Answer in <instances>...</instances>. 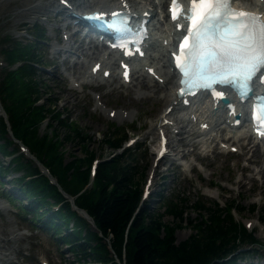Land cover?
<instances>
[{"label":"trees","instance_id":"1","mask_svg":"<svg viewBox=\"0 0 264 264\" xmlns=\"http://www.w3.org/2000/svg\"><path fill=\"white\" fill-rule=\"evenodd\" d=\"M30 38L28 44L13 40L11 44L9 36L0 38V53L10 64L0 80V100L12 136L26 144L50 168L60 187L74 196L75 205L86 211L97 230L72 210L57 186L50 184L20 154L7 165L0 160V184L3 185L2 178L13 170L21 171V175H13L12 179L19 193L28 200L21 206L24 214H29L33 223L44 226L57 240L64 241L80 264H122V260L125 264H241L242 259H247L250 251H239V248L242 244L255 246L257 239L253 232L235 222L231 213L236 205L234 199L224 207L217 201L208 205L209 202H195L193 207L199 219L189 221L193 232L179 242L175 231L185 221L184 198L174 202L175 198L165 197L159 191L153 198L165 201L158 210L152 209L149 202L140 206L144 172L137 171L135 148L99 163L92 184L79 193L89 181L88 165L94 154L88 150L76 123L69 118L64 122L63 139L79 144L84 150L83 157L64 162L63 139L55 128L50 134H39L37 127L43 119L50 116L57 123H63V115L39 103L46 89L35 78L33 62H41L43 58L39 44L44 40V30L34 25ZM116 129L118 126L112 125L111 132L104 135V143L111 149H119L126 138L124 134H114ZM13 138L8 135L5 118L0 117L2 155L17 153ZM52 204L58 205V210H52ZM161 209L163 212H159ZM250 211L253 213L255 208ZM163 215L171 216L173 221H164Z\"/></svg>","mask_w":264,"mask_h":264},{"label":"rangeland","instance_id":"2","mask_svg":"<svg viewBox=\"0 0 264 264\" xmlns=\"http://www.w3.org/2000/svg\"><path fill=\"white\" fill-rule=\"evenodd\" d=\"M42 1L47 3L52 0ZM38 3L42 2L40 0H0V37L5 35L18 40L29 41L30 38L27 37L26 30L30 32V27L36 21L46 27V40L39 44L43 55L42 66L37 67L35 78L46 89L40 95L42 100L40 103L61 112L63 123H57L56 120L48 116L47 120L38 124L39 134H50L55 128L60 139H63L66 131L64 122L69 118V121L76 123L79 131L86 139L88 150L94 154L92 159L100 161L125 150L127 141L130 138L135 139L131 148L135 147L136 149H134V153H136L137 171L139 173L144 172L141 179L143 190L148 175L156 167L154 165V148L158 142V131L156 129L154 130V140L147 133L151 124L161 114L164 101L159 98L155 102L151 98L140 97L139 93L129 92L130 88L136 89L135 81L113 88L117 80L119 81L118 77L112 83L106 82L99 86H96L94 82L79 85L77 81L76 86H73L74 82L70 76L74 72L73 68L62 63L63 57L60 55L62 52L60 54L53 52V47L56 46V38H60L63 34V41L58 44L61 46L65 42L63 39L64 32H70L71 35L73 28L64 29L66 22L59 21L61 16L55 14L51 10L52 7L48 10L40 9L36 13L28 11L29 7ZM70 6L72 9L77 10L74 6ZM164 6L165 3L162 8ZM157 10H160V8ZM66 12H68L67 9ZM75 33L76 39L72 40L70 50L75 52V46L78 45L81 39L85 43V47H88L87 38L79 36L78 31ZM14 38L10 39L11 44L12 40H17ZM153 49L155 51L152 52V46H150L149 53L158 52L156 48ZM75 53L80 54L78 51ZM55 55H59V57L52 60ZM69 58L67 61L68 66L72 64V60L76 56ZM2 60L4 61L3 56L0 54V80L8 67L5 68V61L2 62ZM55 69L58 70L59 75L55 72ZM81 70L84 73L88 72L89 65L87 67L86 64ZM163 82L160 83L163 84ZM139 91L147 92L145 87ZM163 92L165 91H163V85H161V91L156 96L163 95ZM136 94L139 96H136ZM47 97L50 98V102ZM97 100L101 105L100 109L96 106ZM112 110L114 111L113 115L110 112ZM117 111L122 112L123 117L118 118L117 115L115 116ZM54 118H57V116ZM112 125L118 126L116 132L113 131L114 134L117 133L118 136L126 135L119 149H111L104 143V135L111 132ZM217 141L212 144L213 147L219 146ZM239 142L243 143V146L238 147V151L235 152L209 151L206 153L199 146L196 155L190 153L173 161L161 159L154 172L153 185L149 190L154 193L160 191L165 197L175 198L174 202H179L180 198L186 200L185 221L175 231L177 242L186 239L193 232L192 227L189 226V221L194 222L199 219V214L193 207L195 202H209L206 204L208 205L211 201H217L220 206L224 207L225 204L234 199L236 205L232 215L235 222L241 223L248 232H253L257 239L255 246L242 244L239 248V251H250V256L247 259H242L241 264H264V173L262 177L255 174L260 165L264 164V159L259 156L258 163L247 161V157L253 153L255 144L248 138H242ZM257 147L264 148L259 145ZM61 150L64 154V162L72 160L73 157H83L84 155V150L79 144L66 139H63ZM0 160L4 164L8 163V159L2 157L1 153ZM184 163L191 165L186 166ZM10 171L12 170L10 169ZM15 171L13 170L12 174L2 178L3 185L0 184V250L3 252L11 250L8 264H80L64 241L57 240L50 232L46 231L44 226L31 223L30 215H25L21 210L22 204L28 203V200L19 193L17 184L12 179L13 175H21V171L17 173ZM240 176H247V178L250 176L252 179H245L244 187L239 188L236 180ZM206 187L212 190L216 189L218 196L204 194L203 189H208ZM153 195H151L148 205L152 209L158 210L165 200L161 201L158 198H153ZM19 197L22 202L21 206H18L14 201L18 200ZM252 207L255 208L253 213L250 211ZM159 212H163V209ZM163 220L166 222L173 221L169 215H163ZM249 222L252 224L247 226ZM13 233H16L17 237H12ZM252 248H255V251Z\"/></svg>","mask_w":264,"mask_h":264},{"label":"bare ground","instance_id":"3","mask_svg":"<svg viewBox=\"0 0 264 264\" xmlns=\"http://www.w3.org/2000/svg\"><path fill=\"white\" fill-rule=\"evenodd\" d=\"M40 1L42 3H38L29 7L28 11L36 13L39 12L40 9L48 10L50 7H52V9H57L59 10L58 14H61L62 16L60 17L59 21L66 22L64 29H71L75 25L73 24V20H75L76 17L73 16L74 11L70 5L77 8V10H85L95 5L103 6L110 1L115 2L116 0H52L51 2L47 3H44L42 0ZM63 2L65 4H62ZM124 3H128L133 12L138 16L142 15L144 11L151 12L152 22H154V20L157 21L153 24L156 31H154V36H152L151 45L152 50L155 51L153 48H157L158 52L156 50V54L150 53L149 57L143 61L140 69L134 70L132 72L131 81L129 83L135 81L136 89L130 88L129 92L131 91L132 93H139L140 97L151 98L152 101L155 102H157V99L159 98L164 101L163 110H161L162 112L160 111L161 114L159 112L160 115L154 120V123L151 124V127L147 133L152 138V140L155 138V129L158 131V133L162 131L167 136L168 150L158 159V162L161 159L173 161L190 153L196 155V150L199 146L203 148L206 153L209 151L226 153L231 148V146H236L237 149L238 147H242L243 143L239 142L240 139L249 138V135L247 134L248 130L246 129L247 119L244 111L246 102L239 104L236 103L237 111L239 112L240 119L243 123L242 128L232 126V117L228 115V109L225 107L219 105L215 110H213V105L210 101L208 102L202 100V98L205 96L204 94L198 95L196 98L192 99L193 101L191 105L189 107H185L184 110L178 109L180 103L175 97V90L177 88V85L175 84L176 73L172 67L169 55L167 54L169 53V45H171V42L174 40V36L177 33L169 24L167 25L163 23L157 27V23H159L161 17L166 20V16L163 15L161 11L159 13V10H157L159 8L161 9L164 5L163 0H117L118 5H122ZM234 5L242 7H264V1L260 3L259 0H234ZM66 9L68 12H66ZM76 31L80 32L78 29L75 30V32ZM75 32L71 33L69 36L64 32L65 34L63 39L65 42L61 46L55 44L56 46L53 47V52L55 54H60L61 52L66 53L69 51L72 47V40L76 39ZM82 37L87 38V43L89 44L88 47H85V43L82 39L79 40L78 45L75 46V52L78 51L80 54L76 57L74 62L68 66L67 61L69 60V55H65L62 62L67 67L73 68L74 72L70 74L73 79L72 81L79 82V85L92 84L94 82L96 86H99L100 84L106 82L112 83L117 79V77L119 78L118 66L115 64L116 61H119L120 59L113 58L110 54H108L107 58L105 59V55L98 52V47L91 38L86 35H82ZM164 41H166L168 45L163 46ZM91 61H101L104 69H112V76L108 79H103L101 73L104 69L101 70L98 75H91L89 71L84 73L81 68H84L86 64H89ZM77 65L79 66L76 67ZM93 65L94 63L91 66ZM146 66L153 67L155 69V73L158 74V78L164 79L163 84L159 82L158 78H153L147 75L144 70ZM55 72L58 74V70L55 69ZM123 85L127 84L122 83L119 78V81L117 80L113 88H118ZM161 85H163V91L165 92H163V95H158V97L156 94L161 91ZM143 87L146 88L147 92L139 91L140 89H143ZM136 96L139 95L136 94ZM228 96H230V94ZM230 101L235 103L234 98L230 99ZM97 107L100 108L101 105L97 103ZM167 108H170L169 112L166 111ZM116 115L118 118L123 117V113L120 111H117L115 116ZM205 124L206 127L204 128L203 125ZM178 135L179 137H177ZM215 141H217L218 144L224 143L226 147H213L212 144ZM258 145L259 144H255L253 153L251 156L247 157V161L258 163L259 156L263 157L264 159V148L260 149L257 147ZM159 150V142H157L154 158L157 157ZM185 165L190 166L191 164L186 163ZM155 170L156 169L153 170V173ZM254 170L256 169L254 168ZM263 173L264 164L260 165L255 174H259L262 177ZM248 178L250 180L252 179L250 176H248ZM248 178L247 176H240L236 180L238 187H244L245 179ZM206 188L208 189H203L204 194L212 195L214 197L218 196V191L216 189L212 190L209 187ZM251 224L252 223H250V225ZM16 235V233H13L12 237ZM11 253V250L9 252H3L0 250V264H8V259H10L9 255Z\"/></svg>","mask_w":264,"mask_h":264},{"label":"snow or ice","instance_id":"4","mask_svg":"<svg viewBox=\"0 0 264 264\" xmlns=\"http://www.w3.org/2000/svg\"><path fill=\"white\" fill-rule=\"evenodd\" d=\"M104 15L98 13L97 18ZM110 16L115 30L128 27L123 13ZM172 18L176 19L175 12ZM183 18L188 21L187 35L179 45L180 55H173L185 90L211 91L213 85L220 84L233 87L241 99L246 98L252 90L251 81L264 69V20L258 14L233 9L231 0H190ZM259 99L264 100V96ZM260 113L254 120L264 121V107Z\"/></svg>","mask_w":264,"mask_h":264},{"label":"water","instance_id":"5","mask_svg":"<svg viewBox=\"0 0 264 264\" xmlns=\"http://www.w3.org/2000/svg\"><path fill=\"white\" fill-rule=\"evenodd\" d=\"M65 196H67V195H65ZM76 210H77L81 215H83V216L86 215V213H85L82 209H78V208H76ZM85 217H87V219L90 221V223L92 224V226L95 228V225H94V222H93L92 218L89 217L88 215H86Z\"/></svg>","mask_w":264,"mask_h":264}]
</instances>
